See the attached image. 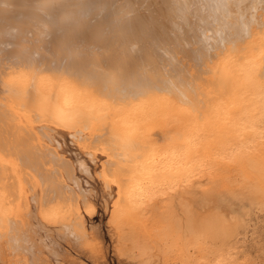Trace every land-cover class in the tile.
<instances>
[{"label": "bare ground", "instance_id": "obj_1", "mask_svg": "<svg viewBox=\"0 0 264 264\" xmlns=\"http://www.w3.org/2000/svg\"><path fill=\"white\" fill-rule=\"evenodd\" d=\"M35 122L88 128L77 142L108 158L99 175L116 187L118 227L223 168L264 162V0H0V231L24 258L23 186L40 187L48 224L79 230L95 210Z\"/></svg>", "mask_w": 264, "mask_h": 264}, {"label": "rangeland", "instance_id": "obj_2", "mask_svg": "<svg viewBox=\"0 0 264 264\" xmlns=\"http://www.w3.org/2000/svg\"><path fill=\"white\" fill-rule=\"evenodd\" d=\"M33 128H41L42 133L38 134L41 136V142L57 152L59 157L69 161L76 177L74 178L79 182V192L81 190L82 197L93 202L95 210L92 214L82 217L80 222L83 224L82 227L80 224L79 230L77 226L74 231L71 229L73 226L68 227L72 223L71 219L66 222L69 223L67 227L65 222L48 224L49 222L45 221L47 223L44 224L45 222L38 218L37 202L33 201V197L40 196L41 193L38 180H35V187H38L33 188L35 192L30 188L31 183L30 187L26 184L30 191L24 184L26 190L23 186V198L26 205L19 206L22 201L24 203L23 199L16 203L15 217L19 221L22 219L20 225L26 234V246L32 248L33 254L28 251L31 255L27 253L24 258L21 250L8 249V239L4 232L0 231V264H177L185 259L189 260L190 264H264V162L260 161L261 159L245 160L246 164H242L244 169L240 164L236 167L230 165L228 170H218V174L215 172L210 178L203 179V182H196V187H190L187 193L189 196L186 194L184 200L173 199V205L169 199V202L167 200L166 203L160 204L161 206L165 203L161 210L157 204L152 212L154 215L149 213L143 223H132L133 228L127 223L126 226L123 223V226L118 227L110 224V218L108 221L116 187L99 175L102 164L106 163L108 158L89 147H81L77 142L89 132L88 128H78L80 131H77V128H63L51 122H35ZM263 152L261 150L259 153L261 158H264ZM238 166L246 173L244 174ZM63 171L67 185L75 184L74 181L68 182ZM260 179L263 184L259 182ZM74 184L72 188L77 194L79 192ZM77 195L82 204V197ZM36 199L38 198L35 197L34 200ZM164 208L166 209L163 213ZM80 230L82 232H79ZM181 242L182 252L178 251ZM200 245L201 247H198ZM202 251L209 254L205 255ZM222 251L224 253H221ZM211 252L213 253L210 254ZM219 254L221 259L225 257L221 263L216 260V255Z\"/></svg>", "mask_w": 264, "mask_h": 264}]
</instances>
